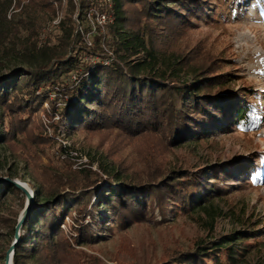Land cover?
Segmentation results:
<instances>
[{"label":"trees","instance_id":"16d2710c","mask_svg":"<svg viewBox=\"0 0 264 264\" xmlns=\"http://www.w3.org/2000/svg\"><path fill=\"white\" fill-rule=\"evenodd\" d=\"M210 2L0 0V62L12 52L21 61L0 75V145L10 146L27 162L39 185L13 264H105L83 248L106 239L99 230L163 225L171 213L213 229L222 213L215 196L246 187L257 174L260 167L250 161L230 162V171L228 165L195 169L168 158L185 142L229 133L241 124L256 126L259 92L225 94L235 76L229 58L204 40L192 41L195 20H207ZM92 10L106 13L109 21L104 29L96 27L89 44ZM59 11L57 42L42 43L43 29ZM80 22L89 24L84 32ZM65 96L71 109L65 108L60 124L55 116ZM60 130L87 132L99 137V149L107 145L89 160L97 169L70 164L59 171L51 162L42 163ZM258 159L264 164V156ZM16 193L22 194L23 204L26 192L0 181V207ZM101 209L106 214L96 216ZM197 211L209 220L194 217ZM240 235L234 231L219 242L167 249L147 264H237L248 251L239 247ZM254 240L250 246L264 242V229ZM122 249L119 264H137L134 248L124 243Z\"/></svg>","mask_w":264,"mask_h":264},{"label":"rangeland","instance_id":"374dc122","mask_svg":"<svg viewBox=\"0 0 264 264\" xmlns=\"http://www.w3.org/2000/svg\"><path fill=\"white\" fill-rule=\"evenodd\" d=\"M210 1V16L207 20H195L192 41L196 43L204 40L215 50H222L229 58L235 76L225 94L231 95L239 89L259 92V100L254 102L256 126L241 124L229 133L214 134L207 140L194 139L185 142L175 147L173 154L168 158L173 162L180 161L183 165L192 164L195 169L215 164L225 166L230 162L249 161L255 162L260 169L257 174L251 176L246 187L232 189V192L224 196H215L213 202L222 213L217 216L213 229L204 221H195L182 214L175 218L171 213L169 222L163 225L145 223L114 233L99 230L98 234L106 239L99 240L92 248L88 246L83 248L91 254L98 255L105 264H119L117 255L120 252L125 254L122 249L124 243L134 248L137 264H147L162 257L167 249H189L198 241L219 242L228 239L234 231L241 233L237 241L239 247L248 248L243 257L238 256L237 264H264V242L250 246L251 243H255L257 231L264 229V164L258 159L260 155L264 156V0ZM62 16L63 11H59L56 19L46 24L41 33L42 43L57 42L60 32L57 24ZM83 26L87 28L89 24L84 22ZM95 32H92L91 36ZM26 36L27 34L22 32L20 37L24 39ZM90 41L92 43L91 37ZM6 45L10 46L11 43L7 42ZM85 59L92 60L89 56ZM18 65H21V61L12 52L8 59L0 62V75ZM54 95V93L51 95L52 99ZM71 103L67 96L59 100L55 120H59L60 124L63 123L61 117L65 113V108L71 109ZM44 106L48 107V102ZM45 122L46 131L52 135L54 130L48 126V120ZM55 140L56 145L43 153L42 163L51 162L59 171L66 169L70 164L73 168L89 166L91 157L99 156L107 147L104 145L99 149V137L87 132L71 133L68 130H60L55 135ZM89 167L97 169V163ZM227 168L233 171L229 165ZM9 174L18 175L14 179L23 182L33 194L35 201L39 185L31 177L27 162L10 146L0 145V179L11 178ZM104 184L106 185V182ZM21 196V193L7 195L0 207V264L3 260L6 261L8 254L12 255L13 264L14 251L11 247L17 241V234L24 232L21 228L23 223L20 228H17V225L26 209L28 199L26 198L22 204ZM33 206L34 202L31 209ZM99 213L105 215L106 210L101 209L95 215ZM200 215L205 221L209 220L200 211L193 213L196 218Z\"/></svg>","mask_w":264,"mask_h":264},{"label":"water","instance_id":"95a60500","mask_svg":"<svg viewBox=\"0 0 264 264\" xmlns=\"http://www.w3.org/2000/svg\"><path fill=\"white\" fill-rule=\"evenodd\" d=\"M0 180H3V181H6L8 183H13V184L17 185L19 188L23 189L26 192V194H27L28 204H27L26 209L24 210V212H23V214L21 216V219H20V221H19V223L17 225V228H20L21 224L24 222L27 214L30 212L31 207L33 205V202H34L33 194L31 193V191L25 185H23L21 182L15 180V179L5 178V179H0ZM18 240H19V234H17V241L11 247V249L13 251L15 249V246H16ZM6 264H12V255L11 254L7 255Z\"/></svg>","mask_w":264,"mask_h":264},{"label":"built area","instance_id":"2783aa9c","mask_svg":"<svg viewBox=\"0 0 264 264\" xmlns=\"http://www.w3.org/2000/svg\"><path fill=\"white\" fill-rule=\"evenodd\" d=\"M76 17H77V15H76ZM89 20H90V23H92L91 25L93 26V30L86 34V38L88 40L91 37V33L96 31V27L98 25H100L102 29L105 28V24L109 21V18H108V15L106 13H103V12L98 11V10H92L89 13ZM79 30L84 32V26H83V23H81V22L79 23ZM89 43L91 44V41H89Z\"/></svg>","mask_w":264,"mask_h":264},{"label":"bare ground","instance_id":"6f19581e","mask_svg":"<svg viewBox=\"0 0 264 264\" xmlns=\"http://www.w3.org/2000/svg\"><path fill=\"white\" fill-rule=\"evenodd\" d=\"M23 184V182H21ZM24 185V184H23Z\"/></svg>","mask_w":264,"mask_h":264}]
</instances>
